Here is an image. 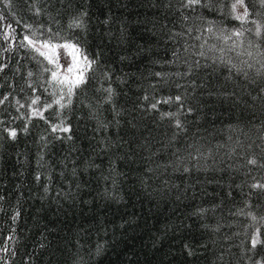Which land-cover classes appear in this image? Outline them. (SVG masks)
I'll return each mask as SVG.
<instances>
[{
  "label": "trees",
  "instance_id": "obj_1",
  "mask_svg": "<svg viewBox=\"0 0 264 264\" xmlns=\"http://www.w3.org/2000/svg\"><path fill=\"white\" fill-rule=\"evenodd\" d=\"M33 4L45 14L36 17ZM82 11L86 32H69L68 21ZM0 13V64L7 65L0 99L8 96L0 104V249H9L0 251V264H253L264 256L259 245L249 251L256 228L264 238V191L251 187L264 183V76L249 70L247 79L230 77L226 67L183 50L200 43L196 28L206 25L198 17L217 27L239 22L207 8L185 9L182 0H0ZM255 18L264 23V16ZM38 23L79 37L90 56H99L94 79L62 112L55 104L43 111L61 95L42 71L52 66L19 46L29 34L23 25ZM188 27L190 36L175 35ZM249 38L260 42L264 35ZM176 49L193 66L197 59L209 66L173 75L187 71L182 62L169 63ZM108 87L111 103L104 102ZM176 95L183 110L176 103L151 108ZM32 107L51 124L62 116L70 133H53L45 119L31 117ZM166 112L178 113L183 131ZM6 128L17 130L15 140ZM190 144L203 153L193 149L196 160L188 157ZM177 155L184 158L179 171ZM185 165L192 170L183 172Z\"/></svg>",
  "mask_w": 264,
  "mask_h": 264
},
{
  "label": "snow or ice",
  "instance_id": "obj_2",
  "mask_svg": "<svg viewBox=\"0 0 264 264\" xmlns=\"http://www.w3.org/2000/svg\"><path fill=\"white\" fill-rule=\"evenodd\" d=\"M4 2L10 6L11 0H4ZM253 0H182V7L185 9L196 10L199 8H207L214 12L219 13L224 18H230L233 21L239 22L240 27L227 28L224 26L217 27L215 21L207 20L203 17H198L206 25L204 28L197 27L196 32L198 33L194 39L200 41L198 45H188L185 43L183 50L185 55L189 53L191 49L192 52L200 58L211 59L213 64L219 63L220 65L226 67L229 70V75L233 74H242L246 79L249 77V70H254L257 77L264 76V39L260 42H255L253 39L249 38V34H254L256 37H262L264 35V23H261L259 19L255 17L264 16V0H255L254 7L250 9L248 3H252ZM227 4V10L225 11L224 5ZM30 11H33V14L36 17L41 16L43 13L42 9L36 7L34 4L30 6ZM242 10V11H241ZM88 13L86 11L80 12L78 15L72 17L67 23V30L69 32L75 33L76 30H79L81 35L86 32L85 17ZM3 14L0 13V19H3ZM251 18V19H250ZM189 17L185 16L184 20H188ZM53 23L59 26V20H53ZM107 23V21H105ZM248 23L253 24L255 27L248 28L245 27ZM23 27L29 30V34H25L22 40L19 42L21 48L29 49L31 52H35L39 57H43V60H38L37 56H32V59L37 60V63L43 65L44 62H47V65L52 67L44 66L42 67L43 72L50 74V83H53L54 86H58V90L61 93L58 99H55L53 103L44 105L43 111L53 108V104L58 105L59 109L62 110L68 108L72 104V98L76 95L77 91H83L84 88L89 84L90 80L94 79V73L99 65V56L92 57L86 50V47L83 46L82 41L79 37L72 35L71 37L66 35H61L59 30L53 31L52 24L38 23L37 25L24 24ZM193 32L192 27L187 28L186 33H176L175 35H191ZM11 33H6L4 39H8ZM218 41L217 43H209V40ZM7 50V49H6ZM209 53L213 55L209 56ZM219 53V55H216ZM61 56H63V63H61ZM173 59L169 63L176 64L178 61L184 63L187 66V71L181 73L176 72L173 75L178 77L189 76L194 71V67L199 69L201 67H208L207 63L201 64L200 59H197L194 62V66L187 59H181V54L178 49L173 50L172 52ZM235 59V62H234ZM259 65V67H257ZM7 67L6 64H0V72H2ZM28 77H32L34 73L29 71L27 73ZM156 76L164 77L167 74L165 73H155ZM105 76L108 79H111L108 73H105ZM255 82V81H253ZM194 84L195 82L192 81ZM29 87H32V84H29ZM176 87L180 88L182 85L177 84ZM104 91L107 93L105 98L106 103H111L112 97L114 94V89L111 87L105 88ZM261 92H264V88L260 89ZM67 97L66 103L63 102ZM8 99V96H4L0 99V104ZM145 100L148 99L147 96L144 97ZM39 100V97L31 101L32 105H36ZM19 107H24L19 101L16 102ZM160 103L172 104L176 103L179 110L184 109L183 97L181 95H176L175 97H166L163 100L157 101L151 104L152 109H156ZM89 107H91L89 105ZM43 111L32 107L31 117H40L45 119L46 123L50 124L51 131L53 133L62 132L70 133L71 126L67 125L65 119L61 116L60 120L56 124H51L50 121L43 115ZM187 112H191L192 109H186ZM58 116L59 112L56 113ZM23 115V114H22ZM162 116L166 117H176L175 126L178 130L183 131L184 126L182 121L179 119L178 113L166 112L162 113ZM30 121V117H29ZM105 130L107 129L106 124H101ZM23 132L27 133L28 128L25 126L22 129ZM5 132L8 134V137L12 140H15L17 137V130L14 128H6ZM60 139L61 137H56ZM66 139H71V136L65 137ZM42 139H45L42 137ZM188 157L192 160L198 159L197 156L192 155V150L195 149L199 153V149L195 145H188ZM179 149H177V153ZM203 155V153H199ZM175 171L181 170L179 165L184 164V158L177 155ZM250 165H257L258 160L256 158H251L248 160ZM264 166V165H261ZM193 167H197L194 165ZM188 166H184L182 171L187 173L190 172ZM151 171V169H149ZM40 174H37L36 179L40 180ZM254 189H259L264 191V183H253L251 185ZM47 192V187L45 188ZM206 209H199L197 214H203L206 212ZM243 214V213H241ZM19 213L16 214L18 216ZM253 221L257 220V217L249 213ZM16 216L13 219H16ZM264 219V218H262ZM9 240L12 237H8ZM251 248L249 251H253L259 245L264 249V238H261V229L256 228L254 235L251 238ZM187 247V246H185ZM7 253L9 249L4 247L0 249ZM99 251V248H98ZM15 253L13 252V255ZM191 254V252H189ZM251 259V257H250ZM253 264H264V256H258Z\"/></svg>",
  "mask_w": 264,
  "mask_h": 264
},
{
  "label": "rangeland",
  "instance_id": "obj_3",
  "mask_svg": "<svg viewBox=\"0 0 264 264\" xmlns=\"http://www.w3.org/2000/svg\"><path fill=\"white\" fill-rule=\"evenodd\" d=\"M62 58H63V56H62Z\"/></svg>",
  "mask_w": 264,
  "mask_h": 264
}]
</instances>
